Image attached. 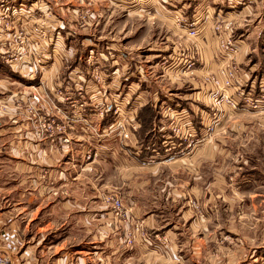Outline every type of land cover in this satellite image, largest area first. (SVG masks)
Wrapping results in <instances>:
<instances>
[{
	"label": "rangeland",
	"instance_id": "1",
	"mask_svg": "<svg viewBox=\"0 0 264 264\" xmlns=\"http://www.w3.org/2000/svg\"><path fill=\"white\" fill-rule=\"evenodd\" d=\"M0 101L17 264H264V0H0Z\"/></svg>",
	"mask_w": 264,
	"mask_h": 264
},
{
	"label": "crops",
	"instance_id": "2",
	"mask_svg": "<svg viewBox=\"0 0 264 264\" xmlns=\"http://www.w3.org/2000/svg\"><path fill=\"white\" fill-rule=\"evenodd\" d=\"M48 142L49 141H47V144ZM50 147L51 145H46L43 148V150H30L28 153H26V155L29 156V159L31 161H35V163L40 161L41 164H43L45 168H47V170L49 171V173H47L48 179H50L49 181L51 182V184L54 183L55 186L61 185L62 187H65L66 185L65 182H66V177H67L66 173L70 171L69 165H68L70 163L69 156L71 154L74 156L75 153L79 154L80 151L79 150H72V151L71 150H50ZM69 175L70 174H68V176ZM33 182L36 183L35 181ZM0 251H8L10 253L12 252L6 245L0 247Z\"/></svg>",
	"mask_w": 264,
	"mask_h": 264
},
{
	"label": "built area",
	"instance_id": "3",
	"mask_svg": "<svg viewBox=\"0 0 264 264\" xmlns=\"http://www.w3.org/2000/svg\"><path fill=\"white\" fill-rule=\"evenodd\" d=\"M192 33H193V35H194V33L196 32V31H194V30H192L191 31ZM35 102H40L41 101V99H39L38 98V95H34V99H33ZM1 103H0V112H2V111H4L3 110V103H2V101H0ZM5 109H6V107H5ZM54 124V122L53 123H51V124H49V128L50 127H52V125ZM52 129V128H51ZM64 141L65 142H68V140H66V139H64ZM117 202V205L119 206V207H121V204L119 203V201L117 200L116 201ZM1 242H2V240L0 239V247H2L3 245L1 244ZM0 264H17V261H16V258L14 257V255L12 254V253H10V252H8V251H0Z\"/></svg>",
	"mask_w": 264,
	"mask_h": 264
},
{
	"label": "trees",
	"instance_id": "4",
	"mask_svg": "<svg viewBox=\"0 0 264 264\" xmlns=\"http://www.w3.org/2000/svg\"><path fill=\"white\" fill-rule=\"evenodd\" d=\"M149 116H150V117L147 119V121L145 122V124L143 123V127H144V128H147V129L153 126V125H152V123H153L152 120H153L154 114H151V113H150ZM150 121H151V122H150ZM148 122H150L149 125H148ZM144 125H145V126H144ZM148 126H149V127H148Z\"/></svg>",
	"mask_w": 264,
	"mask_h": 264
}]
</instances>
